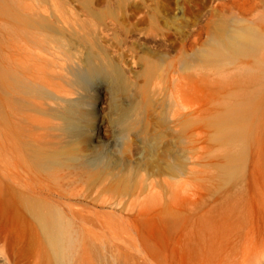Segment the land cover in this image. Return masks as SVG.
I'll return each mask as SVG.
<instances>
[{
  "label": "rangeland",
  "instance_id": "374dc122",
  "mask_svg": "<svg viewBox=\"0 0 264 264\" xmlns=\"http://www.w3.org/2000/svg\"><path fill=\"white\" fill-rule=\"evenodd\" d=\"M230 30L250 46L219 55L213 43ZM90 50L121 67L125 91L115 93L103 79L87 88L75 83L74 69ZM10 52L17 74L37 81L42 95L10 99ZM72 99L91 112L86 138H77L84 150L78 159L63 156L47 177L60 175L71 191L91 199L89 208L102 211L107 260L217 264L222 258L220 264L234 257L235 229L215 232L228 233L229 240H215L220 247L214 234L200 243L196 226L216 200L208 188L213 166L264 163V0H0V149L12 138L34 168L35 148H60L75 138L58 117ZM119 106L131 115L129 131L115 123ZM153 136L150 160L143 146ZM103 148L120 163L95 183L83 154ZM252 225L257 237L264 235L262 213ZM81 227L72 221L78 242ZM7 228L0 225V234ZM200 250L212 255L209 261Z\"/></svg>",
  "mask_w": 264,
  "mask_h": 264
},
{
  "label": "bare ground",
  "instance_id": "6f19581e",
  "mask_svg": "<svg viewBox=\"0 0 264 264\" xmlns=\"http://www.w3.org/2000/svg\"><path fill=\"white\" fill-rule=\"evenodd\" d=\"M252 39L253 37H250V40ZM248 46L250 44H244L232 30L227 32L225 38L213 43V48L216 47L219 55H230L234 47ZM7 59L6 75L10 99L16 93L32 91H35L34 94L42 95V86L36 83L37 81L27 79L22 72L17 74L12 52L8 54ZM73 74L75 83L82 88H87L90 82L96 79H103L115 93L123 92L128 87L121 67L110 58H101L93 50L87 52L83 65L76 67ZM117 111L115 123L121 127V131H129L132 128L129 111L120 106ZM58 115L62 121L63 131L75 138L60 142V148L48 150L43 147L35 148L34 168H30L28 162L26 163L27 155H24L26 154L24 149L16 147L12 138L8 139L5 148L0 149V225L8 226L6 233L0 234V264H115L114 261L107 260L104 253L105 244L99 228L104 225L102 211L89 208L87 204L91 199H88L87 195L84 196L85 194L78 195L77 192L71 191L69 182L60 178V175L56 178L47 177V171L58 165L63 156L78 159L84 148H81L77 138H81L82 141L86 138L85 129L88 127L91 112L83 107L81 99H72L67 100L58 110ZM98 138L102 140V136L99 135ZM157 140V136H153L144 141L143 147L150 160L155 158ZM109 151L93 149V152L83 154L82 163L89 169L93 182L99 180L104 173L105 175L110 173V169L120 163V159L114 157L112 151H110L112 154L107 153ZM31 170L38 172L32 175ZM211 171H213L209 177L211 186L208 188L214 191L216 200L210 208L199 215L198 219L201 221H198L196 226L198 229L196 237L199 234L198 238L201 240L199 242L206 245V238L211 240L216 236L213 243L217 237L222 238L215 235V232L221 230L223 235V231L235 229L236 233L231 231L234 233L231 235L232 237L239 235L240 242L236 246L238 248L235 247L239 251L233 255L234 257L230 256L231 260L228 257L229 261L224 258L227 263L264 264V235L257 237L261 234H256L252 225L257 219L258 212L264 215V163H227L213 166ZM204 180L202 177L200 181L203 193L208 189ZM97 183L99 185L100 182ZM72 221L82 223L80 242L72 233ZM93 225L97 226L98 230L94 231L90 227ZM225 232V237L223 236L221 241L225 238L229 240L226 235L228 233ZM221 241L218 239L215 242L220 245ZM196 243L199 244L198 240ZM210 243L209 245H213ZM234 243L232 244L236 245ZM202 244L200 245L203 246ZM216 247L215 251L218 248L221 250L222 245ZM206 249L208 248L204 250ZM200 251L205 254V251ZM205 256L206 254L203 258ZM198 257L202 258L199 253ZM209 258L206 259L209 261ZM218 259L217 257L215 260ZM213 263L216 264L215 261Z\"/></svg>",
  "mask_w": 264,
  "mask_h": 264
}]
</instances>
